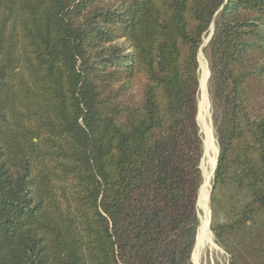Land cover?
Segmentation results:
<instances>
[{
	"label": "trees",
	"instance_id": "trees-1",
	"mask_svg": "<svg viewBox=\"0 0 264 264\" xmlns=\"http://www.w3.org/2000/svg\"><path fill=\"white\" fill-rule=\"evenodd\" d=\"M200 48L210 230L264 264V0H0V264H193Z\"/></svg>",
	"mask_w": 264,
	"mask_h": 264
},
{
	"label": "rangeland",
	"instance_id": "rangeland-1",
	"mask_svg": "<svg viewBox=\"0 0 264 264\" xmlns=\"http://www.w3.org/2000/svg\"><path fill=\"white\" fill-rule=\"evenodd\" d=\"M207 37L204 38L206 40ZM208 63L206 56L202 51L199 53V92H198V112L200 114V119L198 117V124L200 128V133L202 137V146H203V155L200 161V168L202 171V183H203V173L204 168L210 167V162L217 157L218 145L215 136V130L213 126L212 120V102H211V94L209 90V71H208ZM203 77V78H202ZM204 90L208 100V107L207 111L205 112L204 120H201V106L203 105L204 101ZM202 121V122H201ZM205 125L211 130V136L213 142H211V148L209 149L207 144L209 143L210 136L205 131ZM216 148V150H215ZM216 152V153H215ZM215 164V162H214ZM214 167V166H213ZM212 176H213V168L211 172V176L209 178L208 186L206 188L205 196L208 200V207H209V232L211 234L214 246L209 244V242H205L202 247L199 248V263L198 264H229L230 256L216 243L215 238L210 230V223H211V208H210V186L212 185ZM201 183V185H202ZM200 185V187H201ZM200 190V188H199ZM211 193V192H210ZM197 208H198V216L200 220V216L202 215V209L200 210L199 204V192H198V199H197ZM200 222V221H199ZM199 227V225H198ZM244 232L240 235L241 242V251L246 255H254L255 257L258 256L260 253V246L264 243V216L258 214L257 215V222L251 224V226L246 225L244 227ZM250 232V233H249ZM198 235V230H197ZM197 239V236H196ZM196 243V241H195ZM195 248V245H194ZM193 248V251H194ZM193 251H192V261L193 264H196L193 259ZM202 254V255H201Z\"/></svg>",
	"mask_w": 264,
	"mask_h": 264
},
{
	"label": "bare ground",
	"instance_id": "bare-ground-1",
	"mask_svg": "<svg viewBox=\"0 0 264 264\" xmlns=\"http://www.w3.org/2000/svg\"><path fill=\"white\" fill-rule=\"evenodd\" d=\"M203 96H204V101H203V105L201 106V120L202 121L204 120L205 112L207 111V107H208V100H207L205 90H204ZM205 131L210 136L209 143L207 144L208 148L210 149L212 146L211 142H213V139L211 136V130L209 129V126L207 127L205 125ZM215 150H216V148H215ZM214 162H215V158L210 162V165H209L210 167L204 168L203 183H202L200 190H199V204H200V210L202 209V215L200 216L198 235L196 234L197 239H196L195 248L193 251V259H194V262L196 264L199 263V248L202 247V245L205 242H209V244L214 246L211 234L209 232V214H210V212H209V207H208V200H207V197L205 196L206 188L208 186V182H209V178L211 176V172H212V168L214 166Z\"/></svg>",
	"mask_w": 264,
	"mask_h": 264
},
{
	"label": "water",
	"instance_id": "water-1",
	"mask_svg": "<svg viewBox=\"0 0 264 264\" xmlns=\"http://www.w3.org/2000/svg\"><path fill=\"white\" fill-rule=\"evenodd\" d=\"M212 32H213V26H211V30H210V32H209V34H208L206 40H204L203 44L201 45V48L205 45V43L207 42V40L210 38ZM201 48H200V50H199V53L201 52ZM208 71H209V69H208ZM209 74H210V71H209ZM217 154H218V150H217ZM215 165H216V160H215V164H214V167H213V171H214V169H215ZM211 189H212V185L210 186L209 194H210V192H211ZM197 205H198V203H197ZM197 230H198V227H197ZM196 234H197V232H196ZM195 241H196V238H195ZM194 245H195V243H194ZM193 248H194V246H193ZM191 256H192V255H191ZM191 258H192V257H191Z\"/></svg>",
	"mask_w": 264,
	"mask_h": 264
}]
</instances>
